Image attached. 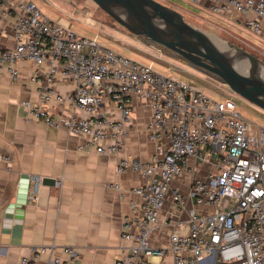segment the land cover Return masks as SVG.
Masks as SVG:
<instances>
[{"label": "built area", "instance_id": "obj_1", "mask_svg": "<svg viewBox=\"0 0 264 264\" xmlns=\"http://www.w3.org/2000/svg\"><path fill=\"white\" fill-rule=\"evenodd\" d=\"M185 1L208 2L214 13H253L255 18L246 20L245 27L253 34L261 29L258 19L264 18V0ZM11 13L15 45L0 50V73L3 68L15 81L20 77L17 62L33 64L36 71L30 80L39 86L38 100L21 103L29 116L82 137L86 147L98 154L115 155L117 174L133 171L146 179L131 190L143 202L130 204L134 215L125 217L121 225L128 250L113 264H147L148 257L166 253L173 264H264V128L242 116L232 92L220 88V97L215 98L175 76H163L152 63L120 55L97 38L77 36L65 19H49L28 0H0V18ZM42 66L44 73L37 69ZM58 78L72 90L58 92L54 88ZM132 97L150 105L149 139L169 141L166 147L157 145L147 163L119 155L133 112ZM52 103L66 107L67 114L53 117L48 109ZM103 107L114 108L119 119L106 116ZM210 157L215 160L213 170L205 178H190L189 159L205 162ZM178 177L190 178L186 195L171 189ZM111 188L119 191L118 184ZM168 192L179 206L192 200L188 231L183 232V223L171 221L168 247L156 249L149 237L158 227ZM50 250L33 247L30 251L35 258ZM62 251L69 260L55 258L52 264H69L79 257L75 248ZM18 264H31V259L22 257Z\"/></svg>", "mask_w": 264, "mask_h": 264}, {"label": "crops", "instance_id": "obj_2", "mask_svg": "<svg viewBox=\"0 0 264 264\" xmlns=\"http://www.w3.org/2000/svg\"><path fill=\"white\" fill-rule=\"evenodd\" d=\"M28 1L39 6L38 0ZM186 3L191 7L186 11L193 19L223 28L255 46H264V18L258 19L261 29L253 34L245 27L246 20L255 18L253 13L234 10L214 13L208 2ZM13 22V13L0 18V50L15 45ZM17 68L20 77L15 81L3 68L0 73V264H18L22 257L30 258L31 264H52L55 258L67 261L69 256L63 253L64 247L75 248L79 253L69 264H113L128 250L129 243L121 239V225L125 217L134 215L130 204L143 202L131 190L144 184L146 179L133 171L117 174L115 155L98 154L86 147L82 137L31 118L21 103L38 100L39 86L30 80L36 69L27 60L17 62ZM37 69L46 71L45 66ZM54 88L65 94L72 90V85L58 78ZM132 105L119 155L147 163L155 147H166L169 141L166 137L156 142L149 139L151 108L146 100L132 97ZM110 107L102 108L104 114L119 119L118 111ZM48 109L53 117L65 116L68 112L66 107L54 103ZM5 156L7 160L3 159ZM214 161L213 157L205 162L189 159L193 171L189 177L205 178L213 170ZM189 177L174 178L171 189L186 195ZM44 179L54 183L44 184ZM36 182V198L32 199L30 195ZM113 184H118V192L111 188ZM192 205V200L187 199L184 207L179 206L173 202L170 192L166 194L158 227L149 237L152 248L168 247L173 230L171 221L183 223V232L188 231L187 211ZM33 247L51 250L33 258L30 251ZM147 264H173V258L169 253L163 257L150 256Z\"/></svg>", "mask_w": 264, "mask_h": 264}, {"label": "water", "instance_id": "obj_3", "mask_svg": "<svg viewBox=\"0 0 264 264\" xmlns=\"http://www.w3.org/2000/svg\"><path fill=\"white\" fill-rule=\"evenodd\" d=\"M91 1L136 39L264 111V63L255 56L187 23L179 11L157 0ZM214 39L233 48L240 62ZM43 183L54 180L44 179Z\"/></svg>", "mask_w": 264, "mask_h": 264}, {"label": "rangeland", "instance_id": "obj_4", "mask_svg": "<svg viewBox=\"0 0 264 264\" xmlns=\"http://www.w3.org/2000/svg\"><path fill=\"white\" fill-rule=\"evenodd\" d=\"M160 1L162 4L181 11L187 23L212 34L221 41L244 50L264 63V46H255L242 37L232 35L223 28L210 27L205 23L193 19L186 11L191 10V7L188 5L189 3H186V1ZM179 2L186 6L182 7ZM38 5L37 7L49 19H65L68 24V29L77 36L91 39L97 38L99 42L110 47L120 55L143 63H152L154 70L163 76H175L215 98L220 97V88L228 90L226 86L193 71L183 63L161 54L141 40L136 39L106 13L100 10L91 0H38ZM88 19L94 21V24H89ZM170 67L172 70H168ZM232 100L237 110L246 120L264 128L263 110L251 105L235 93H233Z\"/></svg>", "mask_w": 264, "mask_h": 264}, {"label": "bare ground", "instance_id": "obj_5", "mask_svg": "<svg viewBox=\"0 0 264 264\" xmlns=\"http://www.w3.org/2000/svg\"><path fill=\"white\" fill-rule=\"evenodd\" d=\"M216 43L219 44V46L221 47V49L225 50L229 55H231L235 60H237L238 62H240L239 59V54H237V52L231 48L228 44L221 42L218 39H214ZM262 77L264 78V72L262 73Z\"/></svg>", "mask_w": 264, "mask_h": 264}]
</instances>
